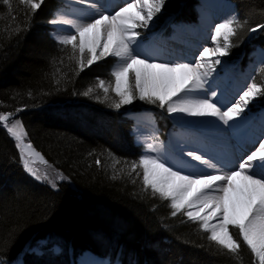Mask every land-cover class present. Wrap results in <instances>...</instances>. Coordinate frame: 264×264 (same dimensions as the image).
Masks as SVG:
<instances>
[{
	"label": "trees",
	"instance_id": "1",
	"mask_svg": "<svg viewBox=\"0 0 264 264\" xmlns=\"http://www.w3.org/2000/svg\"><path fill=\"white\" fill-rule=\"evenodd\" d=\"M230 1L243 28L227 57L244 67L251 51L264 50V29L248 31L264 24V0ZM196 2L166 0L162 21L193 22ZM55 3L42 0L33 13L21 0H0V115H15L54 172L52 184L26 173L0 122V259L69 264L90 250L117 257L118 264H256L241 240L232 254L185 217L172 216L166 200L144 190L141 169L128 175L131 164H138L128 121L99 100L94 81H105L101 72L108 68L93 64L80 70L71 46L50 38L46 24ZM253 79L264 84V62ZM257 103L264 105V97ZM154 113L162 124L164 116ZM44 238L60 252L27 251Z\"/></svg>",
	"mask_w": 264,
	"mask_h": 264
},
{
	"label": "snow or ice",
	"instance_id": "2",
	"mask_svg": "<svg viewBox=\"0 0 264 264\" xmlns=\"http://www.w3.org/2000/svg\"><path fill=\"white\" fill-rule=\"evenodd\" d=\"M80 2L94 10L89 16L90 22L78 23L63 17L49 23L74 29V32L59 36L58 43L71 46V57L76 59L80 70L102 57L111 55L117 58L119 66L111 73L114 84L105 86L103 80L99 81L105 98L110 91L118 98L113 104L115 110L139 99L158 104L161 109L166 108L169 114L211 117L231 127L232 122L244 118L250 104L264 97V84H258L254 79L239 92L235 102L229 101L227 105L219 102L218 93L214 90L213 74L217 72V66L224 63L221 58L228 56L230 49L237 46L233 43V37L238 36V30L243 28L237 15L215 24L211 31V41L215 47H203L199 56L195 57V63L156 62L147 53L138 51L142 39L138 29H150L166 0H133L114 14L94 0ZM21 3L28 5L35 13L42 0H21ZM257 29H264V24L248 31L255 32ZM88 94L83 93L85 96ZM11 117L12 113L2 114L0 122L20 147L25 135L24 128L19 120L8 126ZM26 147L31 149L32 145ZM157 151V143H147L145 152L149 154L142 155L138 164L133 162L128 175L139 174L142 169L144 190L150 189L154 195L169 201L172 216L183 212L188 220L200 222L201 229L210 232V241L232 254L241 248L239 241L242 240L258 258V264H264V139L258 141L254 150L231 161L232 167L226 171L218 170L216 164L202 154L193 151L187 153L188 157L216 170L217 174L186 173L183 168L172 165L166 157L150 154ZM22 160L25 170L39 180L41 177L29 166L28 160L23 156ZM100 163L97 159V166ZM213 220L216 222L210 223ZM230 228L238 229L239 240ZM29 251L34 252L35 249L29 246ZM0 264L3 262L0 261Z\"/></svg>",
	"mask_w": 264,
	"mask_h": 264
},
{
	"label": "rangeland",
	"instance_id": "3",
	"mask_svg": "<svg viewBox=\"0 0 264 264\" xmlns=\"http://www.w3.org/2000/svg\"><path fill=\"white\" fill-rule=\"evenodd\" d=\"M59 2H61L62 4L65 5L64 1L65 0H58ZM202 0H199V6H197V10L199 11L200 9V3H201ZM205 1V0H204ZM208 1V0H206ZM213 1H218L220 3H222L225 8L229 11V16L231 15H235V11H234V7L232 4H230L228 1L226 0H213ZM63 8V7H62ZM61 8V9H62ZM233 10V11H232ZM233 12V13H232ZM57 14H60V10L57 9L53 12L52 16H51V19L50 20H53V19H59L58 16L56 18V15ZM162 14H163V10L160 14H158L157 18L155 19L154 23L151 25L150 29L148 30H145L146 32V35L143 39L142 37V40H143V43L147 44V42L152 39V42L154 41L155 42V38L159 37L160 38V35H158V33L155 31V26L156 24H158L161 19H162ZM198 17H199V12H198ZM53 25L54 24H50L49 22L46 24V27L47 29L51 28L48 30V33H49V36L52 37L56 42H58V37L59 36H62V35H66L64 33H61V31H57L55 32L54 29H53ZM57 25V24H55ZM61 26L60 24L57 26L59 27ZM200 27V26H199ZM214 28V27H213ZM211 28L209 30V33L208 32H203V35L207 38H210L211 39V31L212 29ZM197 29V32L195 33H198L199 32V28H197V25H191V26H185L184 25H181V23H176V24H173L170 26L169 28V31L168 32H171L170 36H173L174 33H182V32H185L184 30H188L189 32H192L193 30ZM143 30L144 29H138V31H140L143 35ZM192 30V31H191ZM152 32V33H149V32ZM163 31V30H162ZM159 34L163 35L160 30L158 31ZM193 33V32H192ZM68 34V33H67ZM186 35V33L184 34ZM194 35V33H193ZM208 35V36H207ZM165 36V35H163ZM197 37V36H196ZM192 37L189 38V41L187 42H192L193 39H191ZM200 43V42H199ZM209 43H212V41L210 40ZM159 45V44H158ZM203 46H206V47H215V45L212 43V45L210 44H207L204 45L203 43ZM183 49V48H182ZM254 56H255V62L254 63H258V61H261L264 59V52L262 51H256L254 53ZM224 63H222L221 65H218L220 66V69L218 68L217 69V72H215V75L214 76V81H216V83L214 82V90L217 91V93L219 95H222L223 98L227 99L228 102L229 101H232V102H235V96L236 94L244 89L247 85V83H250L251 82V75H252V71H253V68L255 67L254 63H252L251 65H249L248 68L246 69H239L238 67V64H237V61H233V60H230L227 58V56L225 57H222L221 58ZM192 63H195V61H191ZM239 62V61H238ZM93 64H100V65H105L107 66L108 68V72L106 73L104 70L101 72V74L105 77V86H110L112 84H114V78L112 77L111 73L112 71L119 65V61L117 60L116 57L114 56H107V57H102L100 60L94 62ZM92 64V65H93ZM217 76V77H216ZM219 77V78H218ZM220 80H218V79ZM94 81H97L98 82V91H100V95L97 96L98 98H100L99 100L101 102H103L106 106H109V107H113V104L116 102L115 100L111 99V98H105V95H104V92L103 90L99 87V81L98 80H94ZM224 83V84H223ZM228 84V85H227ZM234 84V85H233ZM133 85H134V80H133ZM215 85H218V87H215ZM226 85V87H225ZM225 89V90H224ZM227 90V91H226ZM223 92V93H222ZM225 92V93H224ZM231 92V93H230ZM221 93V94H220ZM110 95L111 96H108V97H115L114 93H112L110 91ZM115 99H118L115 97ZM258 103H257V100H255L252 104H250L249 106V111H247V113H245L244 115V118L241 119V120H238V121H235V122H232V125L235 126L236 128V134L233 133L232 131V128L230 127H224L222 126L221 128V131H215L216 128H219V126H213V125H210L208 124L209 126L207 128H212L214 129V131L211 132V134L214 136V137H218V140L219 138L221 140H219V144L224 147L223 149H216L215 151V154L217 157H221L220 154H226L228 153V156L230 153H236L238 152L239 153V150H237V148L234 146V143L237 142L238 144H240L241 146L243 145L244 149L242 152H240L241 154H243L242 156L245 155V153L249 152V148H248V140L246 139H240L241 138V134H247L248 135H251V136H255L257 135V130L260 129V131L262 129H264V107H257ZM151 106H159L158 104L156 105H153V104H149V103H145V101H140L139 99H136L131 105H127V106H122L119 110H116V111H121L122 112V115L124 113H128L129 115V118L131 119L130 121V124H131V129H130V135L132 137V141L134 142L135 145L138 146V148L140 149V157L142 155H145V154H149V153H146L145 152V146L147 143H157L158 144V147L160 149V146H161V149H166V155L167 157L169 158V160H175L176 161V158L178 159L177 161H181L184 165L191 163L190 162V159L191 157H188L187 156V153L191 150L190 146H193L191 144V142L189 140H184V139H174L177 134L179 133H182L181 129L179 128V126L176 124V120H175V114H169L166 110V108L164 109L165 112H166V115L168 116V119H170L173 127H174V131H170L169 133L166 134L167 136V140L165 141H162L161 138L159 137V130H158V127L155 126L153 124V119H152V116L151 114L149 113V110L148 108H150ZM114 108V107H113ZM115 110V109H113ZM160 112V111H158ZM137 118H143L145 120V124L144 125H141L139 123H135V120L134 119H137ZM250 118H253L254 120L256 119L255 121V124H250ZM196 120V117L192 118V124L193 125H200L202 122L199 121V120ZM260 119V120H259ZM18 120L17 118L15 117H11L10 120H9V125L8 126H11V124L15 123V121ZM236 122H237V125H236ZM219 123V122H218ZM235 123V124H234ZM255 125V126H254ZM4 126V124H3ZM254 126V127H253ZM5 127V126H4ZM5 129L7 130V128L5 127ZM256 129V130H255ZM254 130V132H253ZM8 132V131H7ZM25 132V131H24ZM186 133H192L191 130H185ZM215 132V133H214ZM142 133V134H141ZM222 134V135H218V134ZM230 133H232V136H230ZM9 134V133H8ZM174 134V135H173ZM183 134V133H182ZM157 135V136H156ZM9 136L13 139V141L15 142V145L17 147V144H18V141L12 137L10 134ZM172 136V137H171ZM222 138H221V137ZM240 136V137H239ZM142 138V139H141ZM158 138V140H157ZM264 138V137H263ZM262 138V139H263ZM145 141V145H143L142 143L139 144L140 141ZM170 142V143H169ZM172 142V143H171ZM174 142V143H173ZM186 142V143H185ZM242 142V143H241ZM182 143V144H181ZM28 144H31L32 145V148L31 149H28L26 146ZM184 144V147L187 146V150L186 149L183 151V150H179L177 146L180 147V149L183 147L182 145ZM164 145V146H163ZM166 145V146H165ZM177 145V146H176ZM176 146V147H175ZM169 147V148H168ZM235 147V148H234ZM186 148V147H185ZM23 149V151H22ZM158 149V151L155 153H152L156 156H161V153ZM169 149V150H168ZM172 151H171V150ZM236 149V150H235ZM17 150H18V154H19V159H20V163L23 167V169L25 170L24 168V161L22 160V156L28 160L29 162V166L33 168V170L36 172V174L38 176H40L41 178L39 179V181H42L44 180V177L47 176L48 179H45L47 180L46 182H49L51 183V178L50 176H53L54 175V172L51 171L50 168H47L46 167V164H45V158L44 156L42 155V153L37 150L33 144L31 142H28L27 140V137H26V134L23 136V144H21L20 147H17ZM177 150V151H176ZM179 150V151H178ZM247 150V151H246ZM183 151V152H181ZM221 151V152H220ZM225 151V152H224ZM158 152H159V155H158ZM176 152V154H175ZM185 152V153H184ZM37 153L39 155H37ZM180 153V154H178ZM185 155H184V154ZM151 154V155H152ZM170 154V155H169ZM173 154V155H172ZM178 154V155H177ZM181 155V156H179ZM172 156V157H171ZM178 156V157H176ZM140 157L138 156V158L140 159ZM181 157V159H180ZM227 158L229 157H226V158H222L221 161L223 160H226ZM139 159H138V162H139ZM175 161H171L172 163H175ZM225 162V161H224ZM181 163V164H182ZM186 163V164H185ZM219 166V167H218ZM218 168H222L220 170L222 171H226L229 167L228 165L225 163V164H221L219 163L218 164ZM224 166V168H223ZM227 166V167H226ZM26 171V170H25ZM142 171V169H141ZM212 169H207L204 170V172H211ZM27 172V171H26ZM203 172V171H202ZM30 176H32L33 178H35L33 175H31L29 172H27ZM198 174V173H197ZM36 179V178H35ZM38 180V179H37ZM52 184V183H51ZM150 190V189H149ZM151 191V190H150ZM168 202V205L170 206V202ZM171 208V207H170ZM172 210V209H171ZM177 216H180V217H185V219L187 221H190L187 219V217L183 214V212H180V213H177ZM194 225L198 226L199 229L206 233V235L208 236L209 238V235H210V232H206L204 230L201 229L200 227V222H193L191 221ZM216 221L212 222V223H215ZM230 231L236 235L239 236L238 234V229H233V228H230ZM235 236V235H234ZM246 247V245H245ZM253 255V254H252ZM254 257V255H253ZM256 259V261L258 262V258L254 257ZM82 259L84 260H87V255L85 254L84 256H82ZM100 259V258H99ZM100 261V260H99ZM101 264H104L103 262H101ZM105 264H108L107 262Z\"/></svg>",
	"mask_w": 264,
	"mask_h": 264
},
{
	"label": "bare ground",
	"instance_id": "4",
	"mask_svg": "<svg viewBox=\"0 0 264 264\" xmlns=\"http://www.w3.org/2000/svg\"><path fill=\"white\" fill-rule=\"evenodd\" d=\"M94 2L97 4L104 5L105 8L109 12L114 14V12L118 11L120 7L126 6L127 3H132L133 0H94ZM64 3H65V5L62 4L61 2L57 3L59 8H60V14H57L56 18H57V16L59 19L66 17L69 19H74L78 23L90 22L89 16H90V14H93L94 10L89 8L86 3H81L80 0H65ZM198 12H199V22L197 23V25L199 28V32L197 34L199 36L200 41L194 40L192 42H187V41H189V38L193 37L194 35L192 32H189L188 30H184L185 32L178 33L172 38L171 41L173 42V44L169 43L170 41L165 40V38L162 37L161 35H160V38L159 37L155 38V42L154 41L152 42V39H150L147 42V44L143 43V40L141 39L140 44L138 46V51H140L141 53H147L149 58L151 60L156 61V62H191V61H195V57L199 56V53H200V51L203 50V47H206V46H203V43H204V45H206V43L212 45V43H209V41L211 39L205 37L203 35V32H208V34H210L209 30L211 28L215 27L216 23L222 22L225 18L229 17V11L225 8V6L222 3L218 2V1H213V0H208V1L202 0L201 5H200V9ZM58 25L59 24L53 25V29L55 30V32L61 31V33H64V34L69 33V31L74 32V29H70L69 27L62 26V25L57 27ZM185 33H186V35H184ZM145 35H146V32H145V30H143V35H142L143 39H144ZM175 50L178 53H175ZM217 67L220 69V66H217ZM218 80H220V79H218ZM214 82L216 83V81H214ZM225 87H226V85H225ZM225 98H223L222 95L218 94L217 99L219 100V102L221 104L227 105L229 102ZM235 98H238V93L236 94ZM224 110H226V108ZM192 118H194V117H189L187 115L179 114V113L175 114V120L177 122L176 124L182 130L181 132L183 134L182 133H179V134L176 133V135L173 134L175 136L174 139L189 140L191 142V144L193 145V146H190L191 147L190 151L196 152L197 154L204 155L205 159L211 160V162L215 163L216 166H218L219 163H221L222 165L226 163L228 165V167L231 168L232 167L231 161L242 157V155L244 154V153L243 154L240 153L244 149L243 145L241 146L240 144L235 142L234 146L237 148V150H239V153L238 152L230 153L229 156H228V153L220 154L221 157H217L215 154L216 149H223V148L218 147V146H221L219 144L220 143L219 140H221V139L219 138V140H218V137H214L211 134V132L214 131V129L207 128V127L209 126L208 124L213 125V126H217V127L219 126V128H216L215 131L216 130L221 131L222 126H224V127H227V126L223 125L222 122H220L219 120H217L215 118H211V117L196 118V120H199L202 123L200 125H193L192 124ZM255 121H256V119L254 120L253 118H250V124H252V125L255 124ZM136 122L141 124V125L145 124V120L143 118H137ZM170 124H171V122H170ZM236 125H237V122H236ZM230 128H232L233 133L236 134V129H235L236 127L232 125ZM172 129L174 131L173 125H172ZM185 130H191L192 133L191 134L186 133ZM253 132H254V130H253ZM257 133L258 134L255 136L254 135L253 136H251V135L247 136V134H241L240 139H243V140L247 139L248 140V144H249L248 145V148H249L248 151L254 150V147L258 146V141L264 137V129H262L261 131H260V129H258ZM218 135H222V134L220 133ZM222 136H224V135H222ZM230 136H232V133H230ZM159 137L161 138L162 141L167 140V139H165L167 136H164L162 134L159 135ZM141 143L143 145H145L146 142L142 140L139 142V144H141ZM182 146L183 147L181 149L179 146H177V147L179 150H183V151L185 149H186V151L189 150V149L187 150V146H185L186 148L184 147V144ZM158 149H159V147H158ZM160 149H161V146H160ZM160 149H159V151L162 152L161 156L166 157L167 160L172 165H174L175 167L183 168L186 173H193V174L209 173V172H204V170H206V168L212 169V168L207 167L204 164L199 163L198 161L193 160L192 158L190 159L191 163H189V165L185 163L186 165L183 166L184 163L181 162L182 160L177 161L178 160L177 158H176V161L171 160V161H175V163H172L166 155L167 147L165 150L164 149L160 150ZM183 151H181V152H183ZM150 154H152V153H150ZM155 154H156V152H155ZM175 154H176V152H175ZM178 154H180V153H178ZM152 155H154V154H152ZM158 155H159V152H158ZM179 156H181V155H179ZM176 157H178V156H176ZM226 157H229V158L221 161L222 158H226ZM180 159H181V157H180ZM218 167H217L218 170L222 169L221 167L220 168H218ZM223 168H224V166H223ZM209 174H217V172H216V170L212 169V171ZM214 221L215 220L210 221V223H212ZM85 254L87 255V260L82 259V256H80L77 260V264H101V262H99V260H101V259H99L98 257H95L89 253H85Z\"/></svg>",
	"mask_w": 264,
	"mask_h": 264
}]
</instances>
